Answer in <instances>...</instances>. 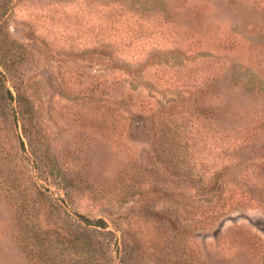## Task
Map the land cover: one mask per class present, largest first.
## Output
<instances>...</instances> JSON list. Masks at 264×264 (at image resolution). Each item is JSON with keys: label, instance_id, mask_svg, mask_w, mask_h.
Returning <instances> with one entry per match:
<instances>
[{"label": "trees", "instance_id": "16d2710c", "mask_svg": "<svg viewBox=\"0 0 264 264\" xmlns=\"http://www.w3.org/2000/svg\"><path fill=\"white\" fill-rule=\"evenodd\" d=\"M135 1L146 7L150 4L147 13L123 0H88V40L84 45L73 43L71 35L61 47L38 35L30 20L17 23L16 6L28 7L29 0H0V117L9 115L5 118L11 123V137L16 140L18 149L30 155L31 178L36 182L41 173L56 168L60 174L56 184L68 199H72L71 187L83 183L82 174L88 164L76 157L74 151L72 155H62L59 161L52 159L46 134L37 127L32 131L28 126V123L33 127L43 120L36 108L43 87V77L38 71L53 66L60 79L59 85L64 89L87 90L86 116L88 123L96 126L95 133L112 126L113 131L108 134L136 138L149 130L155 143L153 152L177 181L216 197L215 203L221 210L250 201L256 182L253 180L255 168L264 166V103L245 114L233 104L238 94L243 100L263 95L260 79L256 80V76L245 79L235 70L230 80L231 88L227 90L224 87L225 63L215 62L212 68L187 74L176 70L172 58L204 56L202 51L190 48L192 43H187L197 33V19L191 17L194 11L191 15H184L185 12L181 15L179 6L171 0ZM238 1L258 10L264 17V0H227V3ZM53 19L52 15L50 20ZM172 26H180L183 34L170 39L167 47H158L153 42L145 51L141 48L140 58L129 52L130 46H135L133 40L157 37V29ZM14 32L20 38L14 37ZM184 32L189 34L186 36ZM240 48L242 44L230 49L237 53ZM253 50L258 56H264V45ZM65 58L87 62L86 77L82 79V72L66 63ZM148 67H152L154 73L164 71V76L160 74L154 81L143 79L141 72ZM239 88L241 92L235 90ZM229 90L231 97L227 94ZM153 92L174 96L160 103ZM259 141L263 143L258 145ZM71 174L76 176L71 177ZM150 174V169H141V166L130 173L124 171L118 184L127 191L121 196L130 190L140 193L157 186L161 179ZM75 182L78 183L73 185ZM91 196L96 200L104 198L95 193ZM169 209L176 217L180 216L176 207L165 210L147 207L136 216L160 217ZM76 215L73 224L69 223L68 230L64 231L66 234L56 233L51 237L46 233L35 238L29 250L31 256L42 264H140L141 256L123 237L119 225L114 223V227L109 228L103 217L92 219L80 213ZM195 215L191 206L189 211L182 212L183 217ZM100 235L112 238L113 242L98 240ZM161 258L171 257L164 253Z\"/></svg>", "mask_w": 264, "mask_h": 264}, {"label": "rangeland", "instance_id": "374dc122", "mask_svg": "<svg viewBox=\"0 0 264 264\" xmlns=\"http://www.w3.org/2000/svg\"><path fill=\"white\" fill-rule=\"evenodd\" d=\"M123 1L146 13L150 6L135 0ZM171 1L179 6L181 15L184 12V15H191L194 11L191 17L197 19V33L187 43H192L190 48L204 53V56L172 58L176 70L187 74L212 68L215 62L225 63V89L231 88L230 80L235 70L245 79L256 76L264 88V56H258L253 50L264 45V17L258 10L239 1L231 5L227 0ZM28 3V7L16 6L17 23L30 20L38 35L61 47L71 35L73 43L84 45L88 40V0H29ZM52 15L54 19L50 20ZM156 33L158 36L154 38L133 40L135 46L131 45L129 52L140 58L142 51L153 42L158 47H167L170 39L182 37L183 29L172 26L157 29ZM187 33L184 32L186 36ZM13 36L20 38L17 32ZM236 44H242L243 48L232 53L230 48ZM65 62L79 69L82 79L86 77L87 62L69 58H65ZM38 72L43 77V87L36 108L43 120L33 127L28 123L29 128L35 131L37 127L46 134L52 159L59 161L62 155H72L74 151L76 157L88 164L82 174L83 183L71 187L72 199H68L56 184L60 177L56 168L41 173L40 180L35 182L31 178L30 155L18 149L16 140L11 137V123L5 118L9 115L0 117V264H42L31 256V242L46 233L51 237L56 233L66 234L64 231L68 230L69 223L73 224L78 213L92 219L103 217L109 228H113L114 223L119 225L123 237L141 256L140 264H264V166L255 168L253 198L221 210L215 203L216 197L170 175L165 163L153 152L155 143L151 131L136 138L124 134L114 136L108 134L113 131L109 126L95 133L96 126L90 125L86 116L87 90L64 89L59 85L60 79L53 66L49 70L40 68ZM160 74L164 76V71L154 73L152 67L141 72L142 78L148 81H154ZM235 90L242 91L241 88ZM230 91L227 94L231 97ZM152 95L160 103L174 96L154 92ZM235 101L233 105L245 114L264 103V94L245 100L238 94ZM18 130L21 132L20 125ZM139 166L150 169V175H157L161 182L143 192L130 190L121 196L127 189L118 184L119 177L124 171L130 173ZM93 193L104 198L93 199ZM190 206L196 215L183 217V210L189 211ZM147 207L149 210L176 207L180 216L176 217L171 209L160 217L139 216ZM99 239L104 243L105 240L113 242L112 238L105 239L102 235ZM111 248L115 250V246ZM164 253L171 258L163 260Z\"/></svg>", "mask_w": 264, "mask_h": 264}]
</instances>
